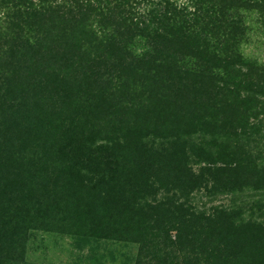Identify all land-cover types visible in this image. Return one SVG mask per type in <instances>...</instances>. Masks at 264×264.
I'll list each match as a JSON object with an SVG mask.
<instances>
[{
	"label": "trees",
	"instance_id": "obj_1",
	"mask_svg": "<svg viewBox=\"0 0 264 264\" xmlns=\"http://www.w3.org/2000/svg\"><path fill=\"white\" fill-rule=\"evenodd\" d=\"M252 13L264 26V0H0L1 264L32 229L139 241L136 264H264Z\"/></svg>",
	"mask_w": 264,
	"mask_h": 264
},
{
	"label": "rangeland",
	"instance_id": "obj_2",
	"mask_svg": "<svg viewBox=\"0 0 264 264\" xmlns=\"http://www.w3.org/2000/svg\"><path fill=\"white\" fill-rule=\"evenodd\" d=\"M33 1L38 2V0ZM178 1L183 3L187 0ZM254 14L252 13L247 17V21L252 27L251 38L243 46L246 53L257 56L264 61V26H260L255 21ZM206 193L205 190L201 191L199 200L206 201L208 206L213 204L228 206L232 203L229 195L226 196L221 193L217 194L218 197L215 201L209 202L205 196ZM246 194L243 193L239 196L237 204L244 206L245 215H250L249 206L254 201L258 202L259 199L258 196L250 197L246 196ZM262 212L263 210L258 209V212L253 217L257 220H262ZM170 235L174 238L175 231H171ZM139 243V241L131 239L75 236L67 232L60 233L58 231L32 229L29 232V239L26 243L24 259L20 264H136L138 257H144L145 254L147 257L144 259H150V256L153 255L152 251L148 254L147 251L142 250ZM156 248L157 246H154L153 249ZM178 253V256L183 259L184 255L181 252ZM152 262L154 263L155 261Z\"/></svg>",
	"mask_w": 264,
	"mask_h": 264
}]
</instances>
